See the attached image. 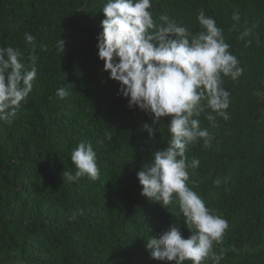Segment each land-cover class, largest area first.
Returning a JSON list of instances; mask_svg holds the SVG:
<instances>
[{"label": "trees", "instance_id": "16d2710c", "mask_svg": "<svg viewBox=\"0 0 264 264\" xmlns=\"http://www.w3.org/2000/svg\"><path fill=\"white\" fill-rule=\"evenodd\" d=\"M104 3L0 0V47L19 48L25 65L34 58L38 69L12 122L0 121V264H175L152 259L146 239L176 222L185 238L192 234L178 202L165 208L141 195L137 173L154 151L169 147L171 117L150 135L143 124H152L151 115L130 109L119 82L103 70L97 36ZM152 5L154 18L167 14L193 32L201 30L196 16L203 9L243 69L236 80L223 77L229 118L198 117L214 139L208 148L202 141L189 147V161L201 162L190 169V186L229 222L214 245L223 252L220 264H264V0ZM26 32L36 38L34 48ZM60 38L64 54L56 48ZM62 86L69 91L64 99L56 96ZM82 141L97 153L99 179L64 182V170H76L71 153Z\"/></svg>", "mask_w": 264, "mask_h": 264}, {"label": "clouds", "instance_id": "9594fccd", "mask_svg": "<svg viewBox=\"0 0 264 264\" xmlns=\"http://www.w3.org/2000/svg\"><path fill=\"white\" fill-rule=\"evenodd\" d=\"M152 7V0H106L103 31L97 36L103 70L119 82V93L128 99L130 109L138 107L152 117V124L144 123L143 129L153 135L154 125L171 117L167 124L169 147L154 151L137 178L141 195L149 200L165 208L178 202L192 234L185 238L176 222L161 235L148 237L145 247L158 261L202 264L210 259L212 264H220L223 252L217 254L214 245L222 242L229 222L190 186V169L199 168L201 162L195 157L189 161L187 152L200 141L205 148L211 146L214 137L201 127L198 117L205 113L209 121H214L215 113L229 118L230 92L223 87V77L236 80L243 69L229 50L231 45L223 29L203 9L196 16L201 30L193 32L167 14L154 18ZM232 18L239 21L240 16L237 13ZM24 38L35 47L36 38L31 33L26 32ZM65 46L60 38L58 53L64 54ZM37 76L34 58L26 66L19 48L0 47V121L12 122ZM68 95L63 86L56 90L60 99ZM71 161L76 170H64V182L75 183L85 176L99 179L97 153L90 142H80L71 153Z\"/></svg>", "mask_w": 264, "mask_h": 264}]
</instances>
